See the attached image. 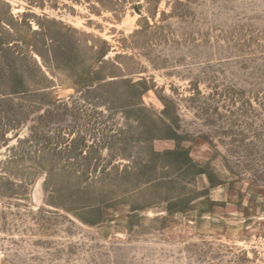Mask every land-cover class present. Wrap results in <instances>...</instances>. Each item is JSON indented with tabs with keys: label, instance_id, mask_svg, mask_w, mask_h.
Instances as JSON below:
<instances>
[{
	"label": "rangeland",
	"instance_id": "obj_1",
	"mask_svg": "<svg viewBox=\"0 0 264 264\" xmlns=\"http://www.w3.org/2000/svg\"><path fill=\"white\" fill-rule=\"evenodd\" d=\"M0 264H264V0H0Z\"/></svg>",
	"mask_w": 264,
	"mask_h": 264
},
{
	"label": "trees",
	"instance_id": "obj_2",
	"mask_svg": "<svg viewBox=\"0 0 264 264\" xmlns=\"http://www.w3.org/2000/svg\"><path fill=\"white\" fill-rule=\"evenodd\" d=\"M104 79H100V78H97V79H85L84 81H81V82H75V84L77 86L81 85L82 87L84 88H88V89H100V90H104L105 88H109L110 86H116L118 84H126L131 90L135 91L136 93L138 92V99L140 97V101H138L137 104L133 105V107L135 109H139L141 110V108H143L144 104L142 102V97H143V92L142 90H144V88L141 87L142 83L141 82H133V81H123V80H115V81H110V82H106L105 84H102V81ZM141 88V90H137ZM163 116L166 118H168V112H167V107H165L164 111H163ZM162 123L166 124V121H163L160 120ZM155 140H175V138H155ZM176 141V147L173 149V150H165V151H162V152H158V153H161V154H176L178 153L180 150H182V147H181V143L178 141V140H175ZM153 183V181H149V182H146V183H143L142 185L143 186H148V185H151ZM138 190V189H136Z\"/></svg>",
	"mask_w": 264,
	"mask_h": 264
}]
</instances>
